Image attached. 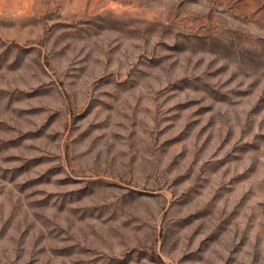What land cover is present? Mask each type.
Here are the masks:
<instances>
[{"label":"rangeland","instance_id":"1","mask_svg":"<svg viewBox=\"0 0 264 264\" xmlns=\"http://www.w3.org/2000/svg\"><path fill=\"white\" fill-rule=\"evenodd\" d=\"M0 264H264V0H0Z\"/></svg>","mask_w":264,"mask_h":264}]
</instances>
